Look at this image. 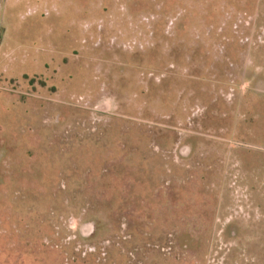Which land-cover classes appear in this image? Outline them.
I'll use <instances>...</instances> for the list:
<instances>
[{
  "label": "rangeland",
  "instance_id": "obj_1",
  "mask_svg": "<svg viewBox=\"0 0 264 264\" xmlns=\"http://www.w3.org/2000/svg\"><path fill=\"white\" fill-rule=\"evenodd\" d=\"M0 264H264V0H0Z\"/></svg>",
  "mask_w": 264,
  "mask_h": 264
}]
</instances>
